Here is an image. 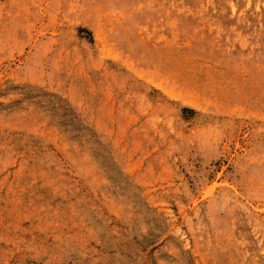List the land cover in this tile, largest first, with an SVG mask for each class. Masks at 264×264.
Wrapping results in <instances>:
<instances>
[{
	"label": "rangeland",
	"instance_id": "1",
	"mask_svg": "<svg viewBox=\"0 0 264 264\" xmlns=\"http://www.w3.org/2000/svg\"><path fill=\"white\" fill-rule=\"evenodd\" d=\"M0 264H264V0H0Z\"/></svg>",
	"mask_w": 264,
	"mask_h": 264
}]
</instances>
